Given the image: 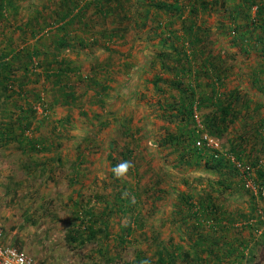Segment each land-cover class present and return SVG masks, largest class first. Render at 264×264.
I'll use <instances>...</instances> for the list:
<instances>
[{
  "label": "rangeland",
  "instance_id": "374dc122",
  "mask_svg": "<svg viewBox=\"0 0 264 264\" xmlns=\"http://www.w3.org/2000/svg\"><path fill=\"white\" fill-rule=\"evenodd\" d=\"M119 1L123 10L113 5L106 14L87 4L80 22L58 30L60 15L71 11L67 21L77 11L66 9L68 1L0 0V53L9 52L11 81L24 87L19 93L13 87L18 95L11 97L12 89L0 84V112L9 100L13 113L0 117V139H6L0 140L2 243L24 251L32 264H160L181 248L202 260L198 264H216L224 242L242 237L253 247V253L243 251L252 256L248 264H264V50L251 22L230 18L242 0L212 6L199 18L205 54L191 60L193 68L204 69L201 59L209 56L221 63L218 91L221 100L233 101L237 117L219 136L201 132L194 144L181 131L202 129L216 110L202 105L194 121L183 117L170 86L175 61L166 43L188 48L183 16L152 9L143 18L141 10L150 1L175 0H144L139 8L140 0ZM59 69H79L61 80L74 101L63 99L54 75L46 78ZM207 83L203 76L204 94ZM5 123L14 131L8 139ZM238 136L240 161L228 142L238 144ZM25 137L37 141L36 150L18 144ZM192 145L202 148L200 156L189 153ZM127 149L132 168L117 177L113 168ZM211 153L222 157L221 166ZM202 202L212 208L205 214L198 209ZM176 260L185 264L180 254Z\"/></svg>",
  "mask_w": 264,
  "mask_h": 264
},
{
  "label": "trees",
  "instance_id": "16d2710c",
  "mask_svg": "<svg viewBox=\"0 0 264 264\" xmlns=\"http://www.w3.org/2000/svg\"><path fill=\"white\" fill-rule=\"evenodd\" d=\"M64 1H68L64 5L66 6V9H68V7L71 5V8L77 11L75 12L74 15H72L70 19L68 18L67 21H65V19L70 16L71 11L69 12L67 10V12L62 13L59 19H61L63 23L61 24L60 27H58L59 28L58 30H62L66 26H72L76 21L80 22V18H82L84 14V9H86V7H88V5L90 4H94L100 13L103 12L102 14H106L109 11V8H111L113 5L116 8L118 5L119 8L123 10V7L120 5L119 0H93L92 2L90 1L87 2L83 0L85 5L80 4L81 0H64ZM226 1L227 0H213V1L187 0V3H186V0H184V3H183V0L181 1L175 0L173 2L160 1L159 3H155V4L150 1L149 3H147V7L145 9H141L144 11L142 13L143 18L144 17L147 18L152 9L157 10L158 12H160V14L161 13L169 14L170 16L175 17V18L176 17L181 18L183 16L181 19V22L183 24L182 30L185 33H183L184 37H181V38L187 41L188 48H183L184 45H182L181 50H179L176 47H173L172 45L166 43V45H168L171 48L170 53H167L166 55L168 56L170 60L175 61L174 62L175 67L168 68V69H175V72H174L175 75H174L173 81L170 83V86H172V88L179 94V100L181 102L178 108H179V111L181 110V114L183 115V117H186L191 121H194L193 112L196 108L200 109L202 105L212 106L216 110V112H214L211 116H207L205 120H203L202 129L199 127H194V128H189L185 130L184 132L181 131L182 135L186 134V136H188V139L190 140V144H194L196 142V139L200 136L201 132H205L211 136H214V135L219 136L221 134L220 132L225 131L227 125L228 124L230 125L237 117L236 110H234L232 107L233 101L232 100H229V101L221 100V94L218 91L221 85L220 83L222 79L221 77L224 74V71L221 70L219 66V64L221 63L217 61L216 59H210L211 56H209V58L204 57L201 59V63H200L201 67H203L204 69L202 68L194 69L193 62L191 61L193 60L195 62L196 60H198V58L196 57L197 55L201 57L202 55L205 54L204 53L205 46L203 45V42L201 41L199 37L200 32H203L201 30V23H199L201 19L199 20V18H201L202 14L208 13L211 10L212 6L219 7V8L223 7ZM138 2L139 3L136 4L135 8H139L140 6H142L145 1L140 0ZM3 3L4 2H0V16L3 15V13L1 12L2 9L4 8ZM7 3L10 5L9 2ZM134 6L135 4L132 5V7ZM236 6L237 7H234L230 11V18L233 20H236L237 17H240L246 23L251 22V24L254 27V30L257 31L256 33H254V35L257 37L258 42L263 44L261 47L264 50V1L262 0H242L241 4H238ZM253 6L255 7L254 18H251L250 12ZM186 9H187V12H186ZM185 14L187 16H185ZM237 30H238V27L237 29L235 28V31ZM169 32L173 34V36H175L172 30H169ZM175 38L177 37L175 36ZM241 40H243V38H241ZM59 41H60L59 42L60 44L64 43V39L61 37L59 38ZM163 43H165V39L163 40ZM182 55H184V58H185L183 62H181ZM9 60L10 59H9L8 51H6L5 53H0V84H2L3 90H7L11 88L12 91H14L17 89V93H19L20 91H22L21 90L22 82L14 83L15 86L13 85L11 81L12 76L10 75L11 69H9L11 66L10 62H8ZM59 71L60 72L58 74L57 73L47 74L46 78L48 80H51V77L54 75L57 80L55 79L53 81L56 82L57 84L56 86L59 85V89L63 90L65 88H68V87H65V86H68L66 83H61V80L63 79L64 76H66V73H68V71L78 72L79 69H59ZM263 73H264V69H263ZM185 76H188V80H187V83L184 84L182 83L181 78H184ZM203 76H205V78L209 80V83H207L206 85L207 90H208L206 94H204L205 92L203 93V91L201 90V86L199 84ZM13 87H16V89ZM261 87L263 89L262 92L264 93V85L262 84ZM197 91H199V93H197ZM62 97L63 99L70 98L71 101L75 100V97L71 98L73 97L72 90L71 91L63 90ZM260 106L261 105H256L253 109L258 110ZM23 114H24V111H23ZM19 118H20L19 121L22 125L23 120L21 119V116ZM28 124L29 123H27L26 121L24 128L28 127ZM258 124H261V121H259ZM5 126H8V125L6 124ZM255 126L253 128H255V130H257L258 133L262 131L260 126H256V127ZM4 132L6 133L5 135L7 139L9 138L10 133L14 134V131L13 129H11L10 126L6 127L4 129ZM129 138H131V136ZM237 138L239 140L238 144L233 143L230 140L228 141L231 145L229 150H231L230 154L235 155V158L240 161V160H243L242 157H240V154L242 153H237L236 147L242 148L241 142L243 141V137L238 136ZM170 139H172L176 144L181 142L178 137H174ZM0 140H3V142L6 141L4 137H2ZM20 140L22 141L21 142L18 141V144L26 145L27 147L26 150L28 149L36 150L37 149L36 147L38 146L37 145L38 143L36 140H29L26 137L23 139L21 138ZM38 142L42 143L40 139ZM188 149H189V153H193V151H195L197 156H200V153L202 152V148L196 147L194 145H192V147H188ZM22 152H25V150ZM131 153L132 151L130 149H127L126 151L121 152L120 154H121L122 162H125V161L130 162ZM216 157H217L216 153L208 154V158L216 161L215 167L221 166L222 157H217V158ZM210 159H208L207 161H209ZM254 163H259V159H256ZM130 165H131L130 168H132V161L130 162ZM259 177H261V179H264V171H259ZM260 190L262 191V189ZM260 195H263V193H260ZM184 197L185 196L183 195L182 198ZM188 198H186L188 207L190 208L194 207V205H192L189 201H187ZM198 209L201 210L202 214H205L208 211V209H212V208H210V205L206 204V202H202V204L198 206ZM76 232L78 233V230H76ZM227 241L224 242L225 244H223V248H225L223 251H226V252L225 253L220 252V254L214 256L216 264H226V263L227 264H248V262L251 261L252 256L251 255L246 256L245 253L243 252L244 250H248L249 253H253V247L251 245H248L249 241H246L242 237H239V239H237V237H234L233 239L228 238ZM236 244H238L239 248H237ZM213 250L214 248L209 249L208 252H210V255L213 254ZM175 251L176 249L174 250V254H170L167 259H160L159 263L160 264H176L175 263V261H177L176 256L179 254L181 256V250L179 253H175ZM224 254H226V257H230L231 255H234V257H232L231 260H228L227 262H225L224 260L226 257H222ZM181 261L184 262L185 264H198L202 262V260L195 262L192 259V257L190 258L188 256L184 258L181 257Z\"/></svg>",
  "mask_w": 264,
  "mask_h": 264
},
{
  "label": "built area",
  "instance_id": "2783aa9c",
  "mask_svg": "<svg viewBox=\"0 0 264 264\" xmlns=\"http://www.w3.org/2000/svg\"><path fill=\"white\" fill-rule=\"evenodd\" d=\"M0 227V264H32L31 258L18 247L5 245L1 241Z\"/></svg>",
  "mask_w": 264,
  "mask_h": 264
},
{
  "label": "crops",
  "instance_id": "0c3cea01",
  "mask_svg": "<svg viewBox=\"0 0 264 264\" xmlns=\"http://www.w3.org/2000/svg\"><path fill=\"white\" fill-rule=\"evenodd\" d=\"M2 85V84H1ZM21 85H22V88H21V90L22 89H24V87H23V84L21 83ZM13 93H15V94H11V97H13V96H15V95H18L16 92H14L13 91ZM36 95H39V93H37ZM17 98H19V96H17ZM9 100H5V101H3L2 103H1V105H2V108H1V110H3V113H1L0 112V117H3V116H5V115H8V116H12L13 115V113L11 112V110L9 109ZM10 104H12V106H15V104L13 103V101H10ZM35 109H36V107H35ZM21 113V112H20ZM20 113H19V115H18V117H17V122L20 120V116L22 115V113H21V115H20ZM2 121H3V119H2ZM5 124H7V123H5ZM5 124H3V125H5ZM1 169H7V167H6V165H3L2 167H1ZM2 175V174H1ZM2 176H4V175H2ZM2 179V178H1ZM2 181H4V180H1V183H0V185L3 183ZM4 221V220H3ZM179 251V250H178ZM180 252V251H179ZM186 253H188V252H186L183 248H181V257H190L191 258V253H188V254H186ZM193 258V257H192ZM149 260H150V262L151 263H154L152 260V258H149ZM145 261H147V259L145 260ZM204 263L206 262V261H203ZM141 264L142 263V260H139V261H135L134 260V263L133 264ZM208 263V262H207ZM206 264V263H205Z\"/></svg>",
  "mask_w": 264,
  "mask_h": 264
},
{
  "label": "clouds",
  "instance_id": "9594fccd",
  "mask_svg": "<svg viewBox=\"0 0 264 264\" xmlns=\"http://www.w3.org/2000/svg\"><path fill=\"white\" fill-rule=\"evenodd\" d=\"M131 167L130 165V162L128 161H125L123 163H120L118 165H116L114 168H113V173L117 176V177H121L123 176L127 171L128 169Z\"/></svg>",
  "mask_w": 264,
  "mask_h": 264
}]
</instances>
